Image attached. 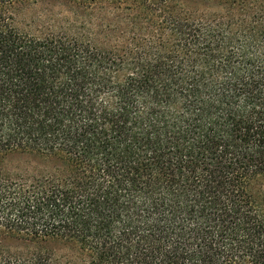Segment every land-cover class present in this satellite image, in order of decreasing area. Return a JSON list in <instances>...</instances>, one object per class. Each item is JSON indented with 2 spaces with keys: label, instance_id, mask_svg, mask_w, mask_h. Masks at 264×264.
I'll use <instances>...</instances> for the list:
<instances>
[{
  "label": "trees",
  "instance_id": "16d2710c",
  "mask_svg": "<svg viewBox=\"0 0 264 264\" xmlns=\"http://www.w3.org/2000/svg\"><path fill=\"white\" fill-rule=\"evenodd\" d=\"M200 1L0 0V264H264V0Z\"/></svg>",
  "mask_w": 264,
  "mask_h": 264
},
{
  "label": "rangeland",
  "instance_id": "374dc122",
  "mask_svg": "<svg viewBox=\"0 0 264 264\" xmlns=\"http://www.w3.org/2000/svg\"><path fill=\"white\" fill-rule=\"evenodd\" d=\"M185 10L203 12L205 7L200 0H175ZM13 25L19 31H24L35 36H42L50 32H57L59 29H70L79 27L80 21H89V19L72 17L63 5L52 3L50 1H41L38 3H26L17 5L13 12ZM93 21V20H92ZM95 24V23H94ZM88 33L92 32V25L87 27ZM39 160V159H38ZM18 161H25V157L21 156ZM40 161V160H39ZM2 245L14 246L17 243L11 239H1ZM45 248L55 253L65 252L66 247L58 242L45 244Z\"/></svg>",
  "mask_w": 264,
  "mask_h": 264
}]
</instances>
